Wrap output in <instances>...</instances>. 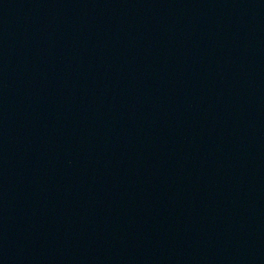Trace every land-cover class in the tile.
Listing matches in <instances>:
<instances>
[{"label": "water", "instance_id": "obj_1", "mask_svg": "<svg viewBox=\"0 0 264 264\" xmlns=\"http://www.w3.org/2000/svg\"><path fill=\"white\" fill-rule=\"evenodd\" d=\"M0 264H264V0H0Z\"/></svg>", "mask_w": 264, "mask_h": 264}]
</instances>
